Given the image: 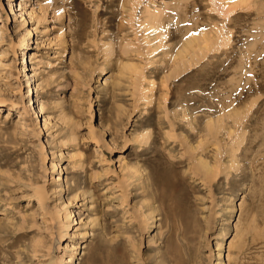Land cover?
Here are the masks:
<instances>
[{
  "label": "rangeland",
  "instance_id": "374dc122",
  "mask_svg": "<svg viewBox=\"0 0 264 264\" xmlns=\"http://www.w3.org/2000/svg\"><path fill=\"white\" fill-rule=\"evenodd\" d=\"M0 264H264V0H0Z\"/></svg>",
  "mask_w": 264,
  "mask_h": 264
},
{
  "label": "bare ground",
  "instance_id": "6f19581e",
  "mask_svg": "<svg viewBox=\"0 0 264 264\" xmlns=\"http://www.w3.org/2000/svg\"><path fill=\"white\" fill-rule=\"evenodd\" d=\"M76 4V3H75ZM77 8V6H75ZM74 8V7H73ZM79 9V8H78ZM83 12V11H82ZM81 12V13H82ZM80 14V13H79ZM159 162V161H158ZM163 162V161H162ZM153 163H156V162H153ZM160 163V162H159ZM204 164V163H202ZM201 164V165H202ZM156 165V164H155ZM158 165V164H157ZM207 165V164H206ZM164 166V165H163ZM167 166V165H166ZM205 166V165H204ZM200 167V166H199ZM166 168L169 169V166H167ZM174 171V170H173ZM173 173V172H172ZM148 179L152 180L155 185L157 186V188H161V189H166L170 186H172L173 184V179H174V175L171 174V170H170V173L167 174V173H163V172H159L154 165H152V170L150 172V174L148 175ZM151 184V183H150ZM174 185V184H173ZM151 186V185H150ZM175 188V187H174ZM173 192V191H172ZM39 195H43L42 192L38 191L37 192ZM171 193V192H169ZM150 195H153L150 194ZM170 196V195H169ZM172 196V195H171ZM168 197V196H167ZM154 198V196H153ZM152 199V197H151ZM153 200V199H152ZM153 201H158L159 203L161 204H164V205H167L168 202H166V198L164 196V193L162 192V190L159 191L158 194H155V198ZM168 201V200H167ZM170 202V201H169ZM180 202V201H179ZM172 204V203H171ZM180 204V203H179ZM177 206V205H176ZM168 209L167 211L172 215H176V214H179L181 211H179L177 208L173 207V205H168L166 206ZM165 207V208H166ZM181 214V213H180ZM225 236V235H224ZM72 256L74 255H71L69 257H67L68 259L66 260V262H70L73 258ZM71 263V262H70Z\"/></svg>",
  "mask_w": 264,
  "mask_h": 264
}]
</instances>
